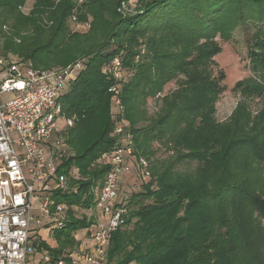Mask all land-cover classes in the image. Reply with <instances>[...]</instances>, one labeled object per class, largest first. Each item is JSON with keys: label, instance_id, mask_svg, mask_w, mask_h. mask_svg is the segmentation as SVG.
Instances as JSON below:
<instances>
[{"label": "trees", "instance_id": "obj_1", "mask_svg": "<svg viewBox=\"0 0 264 264\" xmlns=\"http://www.w3.org/2000/svg\"><path fill=\"white\" fill-rule=\"evenodd\" d=\"M123 1L33 0L25 15L26 0H0L2 53L42 70L74 62L56 59L87 34L66 23L76 7L94 21L103 14L113 18L99 29L105 39L78 55L86 61L59 99L74 124L62 132L67 153L60 172L69 176L68 188L51 195L66 207L51 235L56 246L39 239L31 245L53 259L78 246L75 234L91 227L85 214L108 170L99 159L127 133L135 175L125 176L130 193L121 201L123 224L110 235L104 264H264V141L260 133L235 129L240 101L264 99V0H139L135 13L120 15ZM40 20H51L48 40L14 51L11 39ZM76 22L84 24L85 17L77 13ZM238 29L251 30L250 76L234 88L240 96L235 119L221 125L216 104L226 87L215 61L218 40L229 41ZM91 30L97 31L95 24ZM149 100L157 107L153 114ZM119 127L118 138L112 134ZM139 160L146 163L145 180Z\"/></svg>", "mask_w": 264, "mask_h": 264}, {"label": "built area", "instance_id": "obj_2", "mask_svg": "<svg viewBox=\"0 0 264 264\" xmlns=\"http://www.w3.org/2000/svg\"><path fill=\"white\" fill-rule=\"evenodd\" d=\"M74 1L78 5L83 2ZM138 2L123 1L117 12L131 15ZM71 21L76 22V18L72 16ZM111 66L118 77V60H113ZM79 68L75 65L69 70L47 71L34 68L30 61L0 57V264H75L80 252L83 264H104L110 235L123 224L116 199L122 179L133 171L129 135L99 159L108 170L101 185L94 189L93 205L87 211L93 222L85 236L77 240L78 246L53 259L46 251L39 252V244L31 245L35 239L44 241L40 234L44 221L32 215L34 198L40 200L39 211L49 220V234L64 221L66 207L55 204L51 195L68 188L69 176L60 172L66 156L62 132L73 126L74 118L62 114L59 99ZM114 104L121 109L119 101ZM116 133L121 134L122 128ZM139 164L140 179L145 180L146 163L139 160Z\"/></svg>", "mask_w": 264, "mask_h": 264}, {"label": "rangeland", "instance_id": "obj_3", "mask_svg": "<svg viewBox=\"0 0 264 264\" xmlns=\"http://www.w3.org/2000/svg\"><path fill=\"white\" fill-rule=\"evenodd\" d=\"M78 5V4H77ZM33 6V0H26L24 6L22 7V12L27 15ZM77 10V11H76ZM76 10L74 12V17L76 18L77 13L79 15H83L85 17V23H77L72 22L68 19L66 22L67 25L70 27V29L75 31H82L87 33L84 40L82 42H78L77 44L73 46L66 47L64 55L60 56L56 59L57 63L63 62L64 58L67 56H70L71 59H75L74 62L68 64L67 66H53L54 69L47 70V71H57L61 69H71L75 65H82L86 61V58L82 57L79 59H76L80 53H82L84 48H93L97 45H99L105 38L103 37L105 33L100 32L99 29H105L106 26L112 22L111 15L103 14L100 20L94 21L92 18V15L84 8L82 7H76ZM137 10V9H136ZM50 22L51 20H40L39 25H31L29 24L27 27H25V31L21 32L19 36H17L14 39H11L13 45L12 49L16 52L24 49L26 45L30 46H37L44 44L49 37L50 32L48 33V29L50 28ZM96 25L97 31L92 32L91 28L93 24ZM4 30H8V28L5 26ZM51 31V30H50ZM251 34V30H248L247 32L243 31L242 29H238L233 34L232 38L229 41H221L218 40V44L220 46V52L215 58V61L217 63V66L219 69L223 71V78H222V84L226 87V91L219 99L218 103L216 104V113L215 118L218 123L221 125L226 124L229 120H234L236 116H234V113L236 112V106L239 102L240 96L234 91V88L239 80H242L244 78H247L250 76V66H249V53H248V35ZM6 42L0 41V57H8L13 60H23V58L18 57L10 52L8 53H2V48L6 46ZM27 48V47H26ZM112 48H109L107 51H110ZM141 53H143L144 48L141 47ZM139 49V50H140ZM137 60V57H136ZM126 77H128L130 74L128 72H124ZM169 88L167 86L165 89ZM240 109L237 115L238 121H236L237 127L235 129H243L244 131H251L253 132V135L255 133H260L259 138L264 141V99H254V100H248L247 97L242 99L240 101ZM149 114H153L157 107L155 104V101L149 100L148 106H147ZM116 109L113 111H109V116H111V119H113V115L115 114ZM113 114V115H112ZM233 123V122H232ZM232 128V126H230ZM225 131V130H224ZM262 133V134H261ZM112 135L120 137L119 134L114 133ZM125 135H128L127 133ZM125 135H121V137H125ZM123 139L120 140L122 142ZM73 151H69V154L72 155ZM67 153V150H66ZM157 156L163 157L164 153L159 152ZM193 168V166H189L187 170ZM134 172V171H133ZM131 172V173H133ZM130 173V174H131ZM253 175H256L258 173L257 170L250 171ZM129 174V175H130ZM135 175V173H133ZM132 174V175H133ZM129 175H126L127 177ZM131 176V175H130ZM257 177V176H256ZM126 179V178H124ZM130 193L129 183L122 179V182L120 186L118 187L117 191V199H116V207L124 210L126 207L121 206L122 200L125 196ZM120 194V196H119ZM120 203V204H119ZM32 215L35 217V219H40L41 221H44V225L41 229V235L42 239L47 243L50 247H55L56 243L53 241L51 234L47 232V228L49 225L48 219H45L42 214L39 211L40 207V200L36 197L34 198L32 202ZM124 207V208H123ZM75 216L80 218L82 217L80 210H75ZM87 219H91L90 216L85 214ZM37 225L35 222L33 223V229L34 233L37 232ZM87 233L86 230L78 231L75 234L76 241L79 239H82L85 234ZM78 243H80L78 241ZM83 255V252H80L77 257L74 256L76 259L75 264H83L81 262V256ZM106 262V258H105ZM134 264V263H131Z\"/></svg>", "mask_w": 264, "mask_h": 264}]
</instances>
